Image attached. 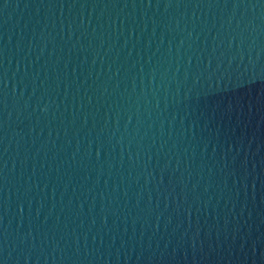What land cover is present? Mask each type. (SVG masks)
Masks as SVG:
<instances>
[{
    "label": "water",
    "instance_id": "water-1",
    "mask_svg": "<svg viewBox=\"0 0 264 264\" xmlns=\"http://www.w3.org/2000/svg\"><path fill=\"white\" fill-rule=\"evenodd\" d=\"M0 264H264V0H0Z\"/></svg>",
    "mask_w": 264,
    "mask_h": 264
}]
</instances>
